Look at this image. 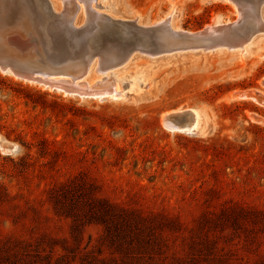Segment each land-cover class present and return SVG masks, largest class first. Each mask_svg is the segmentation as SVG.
<instances>
[{"label": "rangeland", "instance_id": "obj_1", "mask_svg": "<svg viewBox=\"0 0 264 264\" xmlns=\"http://www.w3.org/2000/svg\"><path fill=\"white\" fill-rule=\"evenodd\" d=\"M99 1L148 27L173 12L172 27L192 33L239 17L226 0H119L123 14ZM241 54H163L151 81L134 79L151 59L135 52L106 74L130 83L122 99L0 71V264H264V102L230 99L264 97V33ZM178 109L203 116L196 133L165 127Z\"/></svg>", "mask_w": 264, "mask_h": 264}, {"label": "water", "instance_id": "obj_2", "mask_svg": "<svg viewBox=\"0 0 264 264\" xmlns=\"http://www.w3.org/2000/svg\"><path fill=\"white\" fill-rule=\"evenodd\" d=\"M231 1L238 7L248 5L259 9L264 5V0ZM131 24L134 25V22ZM68 28L70 36L64 37L66 29L59 24L46 22L32 0H0V71L12 73L17 79L42 85L68 96L102 100L110 98L113 86L107 78L92 87L84 80L90 75L91 58L99 54L104 55L100 70L96 72L104 73L116 65V62L111 60L112 55L117 57L119 54L106 46L100 51L95 50V37L86 40L82 37L83 30ZM147 30L155 37L157 33L164 35L163 40H157L158 43L154 45V50L158 51L197 48L194 46H202L207 50L226 37H231L234 32L233 25H226L206 27L195 33H173L169 30L168 22L148 27ZM171 36L178 38L180 44L171 43ZM158 46H161V49H158ZM89 48L92 49L91 54ZM120 52L123 56L127 50L121 47ZM54 79L62 81L53 85L51 82ZM254 98L264 102L260 93ZM178 110L169 114L165 122L191 131L196 121L193 110Z\"/></svg>", "mask_w": 264, "mask_h": 264}, {"label": "bare ground", "instance_id": "obj_3", "mask_svg": "<svg viewBox=\"0 0 264 264\" xmlns=\"http://www.w3.org/2000/svg\"><path fill=\"white\" fill-rule=\"evenodd\" d=\"M34 5L37 7L41 15L44 17L45 21L57 25L59 24L60 27H62L64 30L66 29L65 36L69 37L70 35L68 34L69 28L71 27L72 30H83V36L86 40L89 38H94L95 37V47L97 44V47L95 50L100 51L101 49L106 46L110 50H112L114 53L119 54V56L114 57L112 55V61L116 62V66L124 65L128 59L129 56L133 55V53H141L147 56H150L151 59H146L143 63L138 65L139 67H142L141 69L138 70L139 73L134 72L132 73L134 79L140 76V73L144 72L145 76L153 81L156 78L154 77L155 73L154 70L151 68V66L157 62H161L163 60H167L168 57L162 56L163 54L167 53H176V52H194L198 50H203V51H212L218 48H227L231 51L239 50L241 55H244L246 52L249 51V48H251L252 42L254 41L255 37L257 35H260L261 33H264V17L261 14V8L264 6L262 5L261 8H253L252 6L248 5H243L242 7H238L233 1L231 0H226L229 3L233 4L235 9L238 10V15H239V20L235 21L234 23L227 24V25H233L234 32L231 37H226L225 40L217 42L214 46L211 48L205 50L202 46H194L197 47L195 49H190L184 48V49H178V50H154V45L157 42L156 37L154 34H151L147 28L148 24H141L138 22L139 17H135L134 19H129V18H112L106 14L101 13L98 11L94 5V3L100 2L99 0H61L64 9L62 8L59 11H56L55 7L51 4V0H32ZM115 7H117L118 11L123 14V10L121 7H119V0H116L113 2ZM121 5V4H120ZM112 6V5H111ZM82 11L84 13V20L80 25H77V15L78 13ZM173 15V12H171L166 19H163L160 22H156L153 24L152 27L160 24V23H165L168 22L169 24V30L173 33H178L182 32L179 28L174 29L172 27L171 23V17ZM48 20V21H47ZM131 21H135V24H131ZM138 22V24L136 23ZM83 26V27H79ZM226 25H218L216 27H222ZM208 27H213V26H208ZM175 35V34H174ZM225 36H223L224 38ZM171 43L175 44H180V40L178 38L174 39L173 36L170 37L169 40ZM170 46V45H169ZM248 46V47H247ZM121 47H124L127 50V53L124 54L123 56L121 55ZM242 49V50H241ZM90 54L92 53V49H90ZM119 52V53H117ZM129 52V53H128ZM161 53V54H160ZM163 53V54H162ZM159 55V56H158ZM161 55V56H160ZM90 57V56H89ZM104 57L103 54H99L97 56H94L91 58V71L97 72L100 70V64L102 63V58ZM140 57V56H137ZM264 57V56H263ZM155 62L153 63V60ZM98 59V61L96 60ZM149 60V61H148ZM172 61V59H169ZM97 67V68H96ZM113 67V68H114ZM111 68V69H113ZM111 69L107 70L106 72L102 73L99 71V74H104L102 78L94 81V82H89L85 78V82L89 84L90 87H92L95 83L98 81H103L104 78H107L113 86V92L110 96L112 99H122L126 98V89L131 88V85L129 82L121 86L114 80L113 75H106L108 71ZM144 69V70H143ZM142 70V71H141ZM8 74L14 76L12 73ZM100 74V75H101ZM14 78H16L14 76ZM61 79H54L51 84L57 85ZM137 81V80H135ZM149 87V86H148ZM150 88V87H149ZM154 91L148 90L146 93V98H150L151 93ZM248 92V91H247ZM246 92V93H247ZM255 92V91H254ZM245 93V92H244ZM239 94V93H238ZM256 95V94H255ZM245 96V97H244ZM253 95L245 94V95H231L230 99H253L257 102L259 100L255 99L252 97ZM145 98V99H146ZM251 101V100H250ZM256 102V103H257ZM264 104V103H263ZM264 107V106H263ZM196 121L193 126V129L187 130L178 127V125H169L167 124L166 117L171 114H165L163 116V123L165 124V127L169 130L172 131H180L188 134H193L196 133L200 127H201V122L203 119V116L199 113V111L193 110ZM173 113V112H172ZM257 118V117H256ZM255 118V119H256ZM260 119V118H259ZM259 121V120H258ZM257 121V122H258ZM260 122V121H259ZM263 122V121H262Z\"/></svg>", "mask_w": 264, "mask_h": 264}]
</instances>
